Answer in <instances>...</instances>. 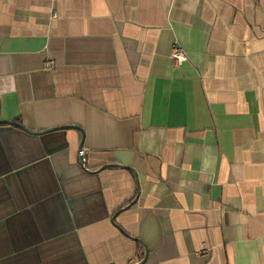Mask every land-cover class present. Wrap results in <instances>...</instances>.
Wrapping results in <instances>:
<instances>
[{"label":"crops","instance_id":"obj_1","mask_svg":"<svg viewBox=\"0 0 264 264\" xmlns=\"http://www.w3.org/2000/svg\"><path fill=\"white\" fill-rule=\"evenodd\" d=\"M140 263L264 264V0H0V264Z\"/></svg>","mask_w":264,"mask_h":264},{"label":"built area","instance_id":"obj_2","mask_svg":"<svg viewBox=\"0 0 264 264\" xmlns=\"http://www.w3.org/2000/svg\"><path fill=\"white\" fill-rule=\"evenodd\" d=\"M170 60L172 67L175 69H180L183 67L184 63L187 61V56L184 53V51L180 48V46L175 43L173 44L170 52ZM54 63L49 62L48 63V68H53Z\"/></svg>","mask_w":264,"mask_h":264},{"label":"water","instance_id":"obj_3","mask_svg":"<svg viewBox=\"0 0 264 264\" xmlns=\"http://www.w3.org/2000/svg\"><path fill=\"white\" fill-rule=\"evenodd\" d=\"M3 124H6V125H10V126H15L17 128H20L21 130L25 131V132H29L28 129H26L25 127H23L22 125L14 122V121H4V122H1ZM53 131H56V130H49L47 132H44V133H50V132H53ZM44 133H39V134H44ZM143 263V262H142ZM141 264V263H140Z\"/></svg>","mask_w":264,"mask_h":264}]
</instances>
